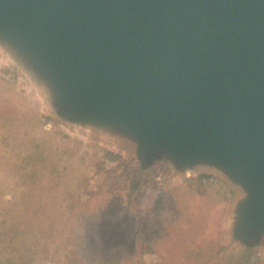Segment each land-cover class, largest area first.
<instances>
[{
	"label": "water",
	"instance_id": "water-1",
	"mask_svg": "<svg viewBox=\"0 0 264 264\" xmlns=\"http://www.w3.org/2000/svg\"><path fill=\"white\" fill-rule=\"evenodd\" d=\"M6 34L75 114L114 119L145 156L206 157L246 192L239 230L264 229V0H0Z\"/></svg>",
	"mask_w": 264,
	"mask_h": 264
},
{
	"label": "rangeland",
	"instance_id": "rangeland-1",
	"mask_svg": "<svg viewBox=\"0 0 264 264\" xmlns=\"http://www.w3.org/2000/svg\"><path fill=\"white\" fill-rule=\"evenodd\" d=\"M47 67L0 35V264H75L71 248L89 264L167 263L170 247L174 264H264V229L239 230L243 189L75 114Z\"/></svg>",
	"mask_w": 264,
	"mask_h": 264
},
{
	"label": "trees",
	"instance_id": "trees-1",
	"mask_svg": "<svg viewBox=\"0 0 264 264\" xmlns=\"http://www.w3.org/2000/svg\"><path fill=\"white\" fill-rule=\"evenodd\" d=\"M29 169H31V167L30 166H27L26 168H24L22 171H23V173L24 172H26L27 170H29ZM16 172H18V171H16ZM20 173V172H19ZM19 173H17V174H19ZM203 177V176H202ZM204 177H207V176H204ZM159 220V219H158ZM75 232V231H74ZM78 233V232H77ZM147 235V234H146ZM148 235H152V234H148ZM142 236H144L143 234H142ZM151 237H154L153 235L151 236ZM150 237V238H151ZM139 238H140V236H139ZM167 241V240H166ZM145 250V252H144V254H146V253H153V252H155L156 250L154 249V248H152V247H150V248H146V249H144ZM144 250H141V251H144ZM174 249H172L171 247L168 249V253L166 254V256H167V259H168V262L167 263H165V261H159V262H156V263H154V264H174V258H175V253L176 252H174L173 251ZM71 253L72 254H74V263L75 264H89V263H86V262H84L83 261V259L78 255V253L77 252H75L74 250H73V248H71ZM98 259V260H97ZM188 257L186 256V260H187V262H188ZM94 263H92V264H103V260H101V256H99V258L98 257H96V258H94ZM113 263H117V262H113ZM190 263V262H189ZM141 264H145L144 263V261H141Z\"/></svg>",
	"mask_w": 264,
	"mask_h": 264
},
{
	"label": "bare ground",
	"instance_id": "bare-ground-1",
	"mask_svg": "<svg viewBox=\"0 0 264 264\" xmlns=\"http://www.w3.org/2000/svg\"><path fill=\"white\" fill-rule=\"evenodd\" d=\"M203 158H206V157L200 156L196 160V162H195L196 163L195 168H198V169H201V170H207V171H214V172H217L218 174L223 175L224 177H226L228 179V177L225 175V173L220 168H217L215 165L214 166L211 165V163L209 161L205 160V162H206L205 164L203 162L199 161V160H202ZM233 184H234V186L241 188V186H239L238 184H236V183H233Z\"/></svg>",
	"mask_w": 264,
	"mask_h": 264
}]
</instances>
